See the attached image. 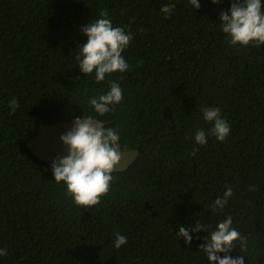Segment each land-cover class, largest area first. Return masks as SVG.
<instances>
[{"label": "trees", "instance_id": "obj_1", "mask_svg": "<svg viewBox=\"0 0 264 264\" xmlns=\"http://www.w3.org/2000/svg\"><path fill=\"white\" fill-rule=\"evenodd\" d=\"M198 2L194 10L189 0H0V248L8 253L0 264H208L199 245L228 216L247 238L229 255L264 264V45L228 43L218 23L231 0ZM166 4L175 5L168 19ZM102 10L133 39L122 53L128 70L97 83L75 57L87 42L80 29ZM110 81L123 100L99 116L89 99ZM209 106L230 126L223 142L203 119ZM80 116L116 129L121 152L136 153L89 210L28 147L44 127ZM229 186L233 196L213 211ZM196 222L207 231L190 232L189 247L178 226ZM115 233L127 237L119 249Z\"/></svg>", "mask_w": 264, "mask_h": 264}, {"label": "clouds", "instance_id": "obj_2", "mask_svg": "<svg viewBox=\"0 0 264 264\" xmlns=\"http://www.w3.org/2000/svg\"><path fill=\"white\" fill-rule=\"evenodd\" d=\"M217 4L220 0H211ZM194 10L200 8L198 0H189ZM174 4L163 5L160 9L164 18L168 19L173 11ZM109 13L102 10L99 18L88 22L80 31L87 37V42L79 49L75 61L79 64L82 74L95 73V81L103 82L107 75L116 72H125L129 65L122 53L130 46L133 36L122 27H114L107 18ZM221 31L227 35L228 43L238 47H259L264 45V9L261 0H231L227 11L219 15ZM123 100V90L118 82L110 81L109 90L89 99V106L99 116L114 110L115 106ZM10 115L19 108L15 97L9 102ZM203 119L211 123V135L216 140L223 142L230 134V126L222 117L219 107H204ZM65 149L63 156L57 155L50 164L56 183L66 187V192L71 196L73 203L80 208L89 210L99 205L101 198L110 191L113 173L117 171L122 160L120 136L116 129L105 127L104 122L93 118L76 117L72 121L70 130L59 137ZM195 143L205 145L207 134L198 130L194 136ZM198 148H193L195 155ZM249 191H255L252 186ZM233 196L232 187H227L222 197L215 199L211 208L213 211L222 210ZM206 228L204 224L196 222L194 227L178 226V239L183 238L185 245H191L193 236L189 233H198ZM239 244L241 251L247 248V238L242 236L232 226L231 216L219 222L216 229L206 235L204 243L199 245V250L204 252L208 264H244V255L232 257L229 255ZM127 243V237L115 233L114 246L119 249ZM7 250L0 248V256H6ZM220 254H223L221 256Z\"/></svg>", "mask_w": 264, "mask_h": 264}, {"label": "rangeland", "instance_id": "obj_3", "mask_svg": "<svg viewBox=\"0 0 264 264\" xmlns=\"http://www.w3.org/2000/svg\"><path fill=\"white\" fill-rule=\"evenodd\" d=\"M71 123H59L44 127L41 131L28 142L29 149L36 157L48 163L57 155L63 156L65 149L62 146L59 137L70 130ZM136 157V153L128 151L122 153V160L118 166L117 171L123 170Z\"/></svg>", "mask_w": 264, "mask_h": 264}]
</instances>
